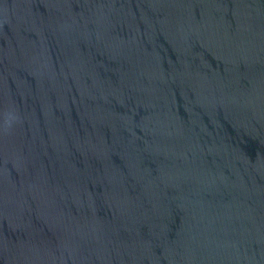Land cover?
Returning <instances> with one entry per match:
<instances>
[{"label":"water","instance_id":"water-1","mask_svg":"<svg viewBox=\"0 0 264 264\" xmlns=\"http://www.w3.org/2000/svg\"><path fill=\"white\" fill-rule=\"evenodd\" d=\"M0 264H264V0H0Z\"/></svg>","mask_w":264,"mask_h":264}]
</instances>
